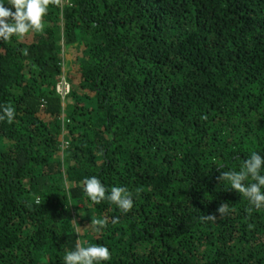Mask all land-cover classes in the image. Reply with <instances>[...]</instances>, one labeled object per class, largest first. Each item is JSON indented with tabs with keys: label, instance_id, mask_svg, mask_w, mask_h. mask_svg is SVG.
<instances>
[{
	"label": "trees",
	"instance_id": "1",
	"mask_svg": "<svg viewBox=\"0 0 264 264\" xmlns=\"http://www.w3.org/2000/svg\"><path fill=\"white\" fill-rule=\"evenodd\" d=\"M43 22L0 40V264L77 242L103 264H264V209L220 179L264 155V0H60ZM92 176L132 208L92 202Z\"/></svg>",
	"mask_w": 264,
	"mask_h": 264
},
{
	"label": "clouds",
	"instance_id": "2",
	"mask_svg": "<svg viewBox=\"0 0 264 264\" xmlns=\"http://www.w3.org/2000/svg\"><path fill=\"white\" fill-rule=\"evenodd\" d=\"M59 2L60 0H0V40H9L13 36L23 37L30 31H42L43 17L47 15L49 4ZM6 4L10 7H6ZM14 116L13 107L0 106V120L7 118L11 122ZM220 179L226 180L230 188L242 194L254 209H264V155L253 151L244 160L239 171L222 172ZM83 184L87 197L96 204L108 200L123 212L129 211L133 206L132 194L125 187H112L111 191L107 192L96 176L86 179ZM217 211L220 216L227 213L228 204L222 203ZM112 222L117 221L114 219ZM97 223L101 227L104 225L103 221ZM63 259L64 264H103L111 259V253L104 245L84 247L77 242L74 249L65 252Z\"/></svg>",
	"mask_w": 264,
	"mask_h": 264
},
{
	"label": "rangeland",
	"instance_id": "3",
	"mask_svg": "<svg viewBox=\"0 0 264 264\" xmlns=\"http://www.w3.org/2000/svg\"><path fill=\"white\" fill-rule=\"evenodd\" d=\"M80 51H81V48L78 49L77 51L73 50L71 48H69V49H67V48L66 49H61L60 55H61V60H62V65H63V69L64 70L68 69V67L70 65V62L72 61V58H73V56L75 54L74 52H80ZM64 73H65V71H64Z\"/></svg>",
	"mask_w": 264,
	"mask_h": 264
},
{
	"label": "built area",
	"instance_id": "4",
	"mask_svg": "<svg viewBox=\"0 0 264 264\" xmlns=\"http://www.w3.org/2000/svg\"><path fill=\"white\" fill-rule=\"evenodd\" d=\"M69 89L70 87L67 81L63 77H60L56 84V90L64 97L69 92Z\"/></svg>",
	"mask_w": 264,
	"mask_h": 264
}]
</instances>
